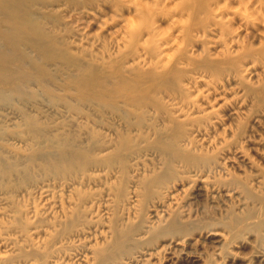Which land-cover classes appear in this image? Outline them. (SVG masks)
<instances>
[{
	"label": "rangeland",
	"instance_id": "rangeland-1",
	"mask_svg": "<svg viewBox=\"0 0 264 264\" xmlns=\"http://www.w3.org/2000/svg\"><path fill=\"white\" fill-rule=\"evenodd\" d=\"M0 264H264V0H0Z\"/></svg>",
	"mask_w": 264,
	"mask_h": 264
},
{
	"label": "bare ground",
	"instance_id": "bare-ground-1",
	"mask_svg": "<svg viewBox=\"0 0 264 264\" xmlns=\"http://www.w3.org/2000/svg\"><path fill=\"white\" fill-rule=\"evenodd\" d=\"M62 160L68 161V162H72V159L71 158H69V159L65 158V159H62Z\"/></svg>",
	"mask_w": 264,
	"mask_h": 264
}]
</instances>
